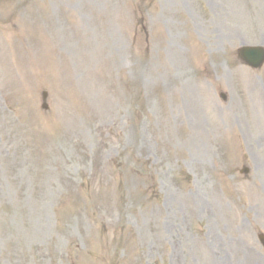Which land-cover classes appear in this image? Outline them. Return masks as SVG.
I'll list each match as a JSON object with an SVG mask.
<instances>
[{
	"label": "rangeland",
	"instance_id": "obj_1",
	"mask_svg": "<svg viewBox=\"0 0 264 264\" xmlns=\"http://www.w3.org/2000/svg\"><path fill=\"white\" fill-rule=\"evenodd\" d=\"M242 46L264 0H0V264H264Z\"/></svg>",
	"mask_w": 264,
	"mask_h": 264
},
{
	"label": "water",
	"instance_id": "obj_2",
	"mask_svg": "<svg viewBox=\"0 0 264 264\" xmlns=\"http://www.w3.org/2000/svg\"><path fill=\"white\" fill-rule=\"evenodd\" d=\"M239 57L254 69L260 68L264 63V49L261 47H244L239 51ZM264 243V237H260Z\"/></svg>",
	"mask_w": 264,
	"mask_h": 264
}]
</instances>
